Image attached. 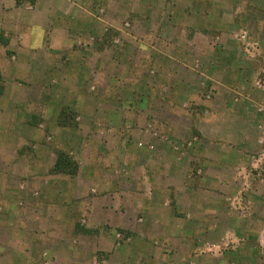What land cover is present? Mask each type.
I'll return each mask as SVG.
<instances>
[{
  "label": "rangeland",
  "instance_id": "374dc122",
  "mask_svg": "<svg viewBox=\"0 0 264 264\" xmlns=\"http://www.w3.org/2000/svg\"><path fill=\"white\" fill-rule=\"evenodd\" d=\"M10 2L0 264H264V0Z\"/></svg>",
  "mask_w": 264,
  "mask_h": 264
},
{
  "label": "crops",
  "instance_id": "0c3cea01",
  "mask_svg": "<svg viewBox=\"0 0 264 264\" xmlns=\"http://www.w3.org/2000/svg\"><path fill=\"white\" fill-rule=\"evenodd\" d=\"M7 3L9 4V3H12V2H10V0H4V6H2V7L3 8L6 7ZM44 5L48 9V12L52 13V11H53L52 9H54L56 7V0H34V6L38 7V6H44ZM53 18H54V16L52 14H50L49 17H48L49 23L47 24V25H51V28L53 26L52 31L55 30L54 29V27H55L54 24L55 23H54ZM56 21L59 22L60 18L57 17V19H55V22ZM61 28H62V30H65L66 33H69V34L72 33V31L69 30L66 26H62ZM49 44H51V41H49Z\"/></svg>",
  "mask_w": 264,
  "mask_h": 264
},
{
  "label": "trees",
  "instance_id": "16d2710c",
  "mask_svg": "<svg viewBox=\"0 0 264 264\" xmlns=\"http://www.w3.org/2000/svg\"><path fill=\"white\" fill-rule=\"evenodd\" d=\"M72 162H73L72 159H70L65 153L59 152L57 153L54 168L56 169V171H68L69 170L70 172L68 171L66 173L75 175L77 168H76V165Z\"/></svg>",
  "mask_w": 264,
  "mask_h": 264
}]
</instances>
